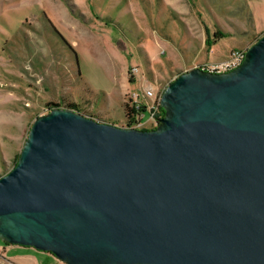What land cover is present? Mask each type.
Instances as JSON below:
<instances>
[{
    "label": "water",
    "instance_id": "obj_1",
    "mask_svg": "<svg viewBox=\"0 0 264 264\" xmlns=\"http://www.w3.org/2000/svg\"><path fill=\"white\" fill-rule=\"evenodd\" d=\"M161 107L153 130L38 118L0 179V240L64 264H264V36Z\"/></svg>",
    "mask_w": 264,
    "mask_h": 264
},
{
    "label": "rangeland",
    "instance_id": "obj_2",
    "mask_svg": "<svg viewBox=\"0 0 264 264\" xmlns=\"http://www.w3.org/2000/svg\"><path fill=\"white\" fill-rule=\"evenodd\" d=\"M262 36L264 0H0V179L54 105L127 127L132 95H163ZM0 264L64 263L0 240Z\"/></svg>",
    "mask_w": 264,
    "mask_h": 264
},
{
    "label": "built area",
    "instance_id": "obj_3",
    "mask_svg": "<svg viewBox=\"0 0 264 264\" xmlns=\"http://www.w3.org/2000/svg\"><path fill=\"white\" fill-rule=\"evenodd\" d=\"M246 53L244 51L235 50L231 53L230 59L226 61L222 66H217L210 72L224 73L231 71L239 67L245 59ZM144 100L137 94L131 96V109L134 112L129 116L127 127L137 130H153L156 129L158 122L164 118L163 108L161 107L162 95H158L153 90L144 91ZM150 112L151 116L147 123L143 122V117L146 112ZM146 124H150V128L146 127Z\"/></svg>",
    "mask_w": 264,
    "mask_h": 264
},
{
    "label": "trees",
    "instance_id": "obj_4",
    "mask_svg": "<svg viewBox=\"0 0 264 264\" xmlns=\"http://www.w3.org/2000/svg\"><path fill=\"white\" fill-rule=\"evenodd\" d=\"M214 42H215V41H214ZM208 45H209V46H212V45H214V43H213V42H209ZM54 107H55V108H62V107L59 106V105H54ZM66 108H67V109L74 110L75 112H77V113H79V114H82V115H84V116H86V117H89V118L95 119L93 116L88 115V114L82 112V111H81L80 109H78V107H77L76 105H74V104L68 105ZM52 110H53V109H52ZM126 111H127V115L130 116V115L134 112V109H131V107H130L129 105L126 104ZM163 114H164V116H165V112H164V110H163ZM103 123H104V122H103ZM108 124H109V123H108ZM111 125H112V124H111ZM113 126H114V125H113Z\"/></svg>",
    "mask_w": 264,
    "mask_h": 264
}]
</instances>
